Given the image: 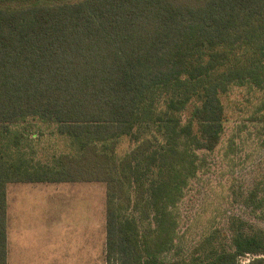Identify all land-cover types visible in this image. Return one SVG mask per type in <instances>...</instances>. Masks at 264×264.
<instances>
[{
	"label": "trees",
	"instance_id": "obj_1",
	"mask_svg": "<svg viewBox=\"0 0 264 264\" xmlns=\"http://www.w3.org/2000/svg\"><path fill=\"white\" fill-rule=\"evenodd\" d=\"M237 88L263 148L264 0H0V264L18 182L104 183L106 264H264V175L230 187L249 218L182 228ZM42 123L66 149L37 157Z\"/></svg>",
	"mask_w": 264,
	"mask_h": 264
},
{
	"label": "rangeland",
	"instance_id": "obj_2",
	"mask_svg": "<svg viewBox=\"0 0 264 264\" xmlns=\"http://www.w3.org/2000/svg\"><path fill=\"white\" fill-rule=\"evenodd\" d=\"M58 1L74 0H40ZM247 95V90L237 88L226 100L228 120L221 144L208 156L209 168L200 174L181 203L183 229L201 211L202 220L214 215L221 227L227 214L249 216L230 192L233 184L248 186L264 175V147L256 146L258 137L250 132L253 128L248 119ZM35 129L43 131L40 138L30 142L37 157L66 149L68 139L52 133L48 125L42 123ZM245 135L250 138L242 140ZM232 138L237 149L229 159L225 150ZM133 145L128 136H123L118 153ZM8 206V264H106L104 183H10ZM199 228L198 224H190L188 237H196ZM250 257L242 256L240 260Z\"/></svg>",
	"mask_w": 264,
	"mask_h": 264
},
{
	"label": "crops",
	"instance_id": "obj_3",
	"mask_svg": "<svg viewBox=\"0 0 264 264\" xmlns=\"http://www.w3.org/2000/svg\"><path fill=\"white\" fill-rule=\"evenodd\" d=\"M19 183H24V182H19ZM7 201H8V188H7ZM7 225H8V221H7ZM7 247H8V233H7ZM7 264H8V252H7Z\"/></svg>",
	"mask_w": 264,
	"mask_h": 264
}]
</instances>
